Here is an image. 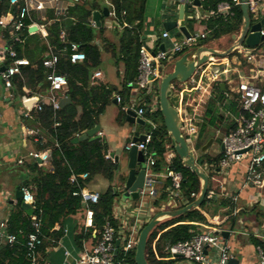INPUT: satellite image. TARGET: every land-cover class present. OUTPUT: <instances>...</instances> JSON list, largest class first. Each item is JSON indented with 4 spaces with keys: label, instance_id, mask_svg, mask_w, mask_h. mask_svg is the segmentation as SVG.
Wrapping results in <instances>:
<instances>
[{
    "label": "trees",
    "instance_id": "1",
    "mask_svg": "<svg viewBox=\"0 0 264 264\" xmlns=\"http://www.w3.org/2000/svg\"><path fill=\"white\" fill-rule=\"evenodd\" d=\"M66 1L71 2L72 5L63 14L56 16L53 10H46L44 14L42 23L46 27L50 52L46 50L45 55L37 60L30 59L27 65L20 67L22 76L15 75L12 78L11 93L14 99L23 96L21 89L29 82L36 87L48 89L49 85L46 82L48 70L42 66V61L54 54L58 57L55 71L63 75L67 81L66 89L61 97L69 101L62 107H58L57 110H54L50 103H41L39 110L31 109L24 119V124L28 128L38 130L35 149L37 152L49 151L51 169L44 170L37 159L21 166L26 178L16 189L25 188L29 191L33 197L34 208L31 207L30 211H26L22 207V200H15L14 207L4 223L5 233L14 235L16 240L12 244L0 240V264H31L24 245L27 235L32 231L33 217L39 220L42 235V244L37 248L39 256L37 264H43L40 257L45 258L46 249L54 246L62 238L63 226L68 218L82 209L80 198L72 195L74 191H78V188L68 181L71 172L76 175L88 174L85 181L79 180L80 185L84 186L96 176H100L112 184L118 171V166L115 163L105 159L107 147L101 140H84L75 145L71 144V140L98 125L99 117L110 103L112 90L106 89L102 84L93 85L91 83L94 72L103 66V56H107L116 67L119 64L122 65L120 88L117 90L120 97L117 122H123L125 113L122 108L129 105L132 92L137 91L134 85L138 75L140 48L145 42V39L142 38L145 37L146 0H107V4L103 0ZM224 2L231 4V10L228 14L217 13L218 5ZM22 4V0H0V17L11 16L10 22H6L4 25V32L10 31L11 21L17 17ZM103 8H107L109 13H113V16L110 17L120 28L119 31L112 34L113 41L105 36L107 31L104 26L105 17H101L99 28L92 26L91 23L92 13L94 11L101 12ZM197 10L204 18L198 21L193 17L186 19V28L190 33H193V24L199 22L207 33L204 39L196 43L194 50L205 46L209 41L218 40L224 36H228L230 39L240 33L243 25L241 9L240 6H234L230 0H203ZM210 13L213 14L208 16ZM37 16L39 13L32 11L30 16L24 20L25 26L29 25L31 19ZM6 19L4 20L6 21ZM25 32L26 27L18 32L17 36L24 35ZM60 35H63L62 39H60ZM71 44L77 45L78 50L84 54L83 61L75 64L69 62ZM9 46L15 52L16 58H20L21 45L12 38ZM159 48L160 44L156 42L151 51L155 52ZM187 50L184 49L175 54L169 63L164 64V67L170 66L171 69L173 63ZM232 55L234 52L229 54V57ZM8 62L10 63L11 60L6 63ZM25 75L28 80L23 82L22 77ZM215 89L217 96L206 105L202 120L198 124L194 145L198 151L196 165L208 177L207 191L211 188L210 175L216 170L215 167L220 159L219 154L211 155L207 151L200 152L208 139H213V142L218 145L220 143V139L216 136V132H220L219 129L213 132V136L209 134V129L223 125L225 134H228L237 127L232 117L238 111L237 103L229 100L230 102L224 105L225 96L220 85H215ZM138 93L139 102L146 111L144 118L149 121L145 126L138 127L145 129L146 133L151 136L150 142L147 144L148 152L154 153L155 163L151 167V171L153 173L163 172L165 167L169 166L173 171L179 173L182 177L180 195L190 204L194 200L190 195L198 194L200 182L197 176L186 168L174 153L171 139L163 125L158 104L152 113L147 112L153 97H158L157 89L141 90ZM225 112H228L229 115H226ZM169 153L173 154V158L167 163L166 156ZM205 162L213 168H208L209 166L204 168ZM123 181V177L119 178L120 185ZM157 184L160 185L159 192L153 198H149L150 206L155 213L160 212L169 199L167 191L169 181L158 180ZM115 188V185H110L106 191L99 193L97 204L90 206L93 211L92 226L86 231L81 229L75 236L77 248H81L82 241H89L91 246L95 245L106 222L115 230L118 229V221L112 214L114 201L119 194ZM216 199L218 200L217 208L221 207L224 210L221 215L225 219L221 225L228 224L230 228L234 227L238 216L245 210H241L237 216L232 217L230 216L231 211L235 206L227 199ZM214 200L205 198L197 209L159 222L148 234L146 240V262L148 264L182 262L181 259L165 260L167 255L165 248L174 243L186 241L203 230V227L211 226L209 220L213 219L207 215L205 209L207 204ZM134 202L137 204L138 200L136 199ZM165 208L171 209L170 206ZM180 208L183 206L178 205L177 209ZM249 212L254 216L255 226L264 231V201L263 205L252 206ZM213 215H217V212ZM249 243L254 248L260 247L264 250V243L257 236H250ZM123 246L124 242L120 241L115 261L121 260ZM134 252L135 248L126 254L125 264H135ZM155 253L160 260L155 258Z\"/></svg>",
    "mask_w": 264,
    "mask_h": 264
},
{
    "label": "built area",
    "instance_id": "2",
    "mask_svg": "<svg viewBox=\"0 0 264 264\" xmlns=\"http://www.w3.org/2000/svg\"><path fill=\"white\" fill-rule=\"evenodd\" d=\"M195 0H180L181 4L187 6L192 11L197 12V6L194 4ZM200 3L203 0H198ZM234 6H240V0H230ZM48 0H24L22 6L19 8L17 17L11 21L10 32L15 41L19 40L17 33L25 28L24 20L30 16L32 11L42 12L46 9ZM247 12L250 18H256L259 10L263 9L264 18V0H246ZM231 10V4L228 2L218 5L217 13L228 14ZM213 14V13H211ZM113 16V13H109ZM195 20L204 18L200 13H194ZM3 25V19L0 18V26ZM260 37H264V23L258 31ZM204 33H191L189 38H183L181 41H171L169 48L165 46L163 49H158L155 52L148 50L145 45L140 48L139 62H138V75L135 82V88L139 97L141 90H155V85L162 77L164 64L169 63L172 57L184 49L194 47L198 39L205 38ZM161 37L169 39L168 33L163 32ZM237 39V38H236ZM264 40L260 41L255 47H246L244 45L235 46L231 53H237L243 56L246 64L251 68L250 76L240 77L236 85L237 98L235 102L238 105L237 115L234 120L237 124L235 130L220 137L219 150L216 154L220 155L217 166L211 181L214 182L210 190L206 192L205 198L207 200H214L216 198L227 199L235 207L231 211L232 217L238 215L241 209L238 208L240 201V194L253 190L256 193L264 191ZM230 53V54H231ZM193 52L190 58L193 59ZM229 56V55H228ZM227 58V56L225 57ZM11 60V64L4 69L1 73L3 85L6 88H11L12 78L20 74V67L27 65V61L16 58L15 52L8 47L0 60ZM85 59L82 52L78 50L75 44L70 45L69 62L72 64L81 62ZM58 57L51 54L49 57L42 61V66L48 70L46 75V82L50 92H60L66 89V78L56 73L55 67ZM225 59H218L215 57H208L206 63L195 71V73L184 83L172 84V90L178 95L177 113L180 121V133L184 138L188 148L194 152L191 147L197 138L198 124L202 120L206 105L215 93L214 84L218 83L219 78L229 72L227 68H221ZM100 76L99 72H95L93 78ZM197 77V78H196ZM131 86V85H129ZM229 89V88H228ZM230 91V90H228ZM154 93V92H153ZM225 99H230L229 93L224 92ZM138 99V98H137ZM115 100L120 103V97L116 96ZM231 100V99H230ZM136 98L133 96L129 100V106L124 107L123 111L129 109L136 113V116L145 120L144 114L146 111L139 107L134 110ZM48 102L52 105L54 110L58 109V100L55 96H50ZM36 108L39 110L40 105ZM157 108V98L153 97L149 105L148 113H152ZM185 124V126H184ZM184 130V131H183ZM219 132H216V135ZM31 134H35L31 131ZM184 134L189 137L186 139ZM97 135L101 136L100 133ZM145 139L143 142L133 143L129 141L124 146V150L128 151L132 146L143 154L144 158V181L142 188L139 190V199L153 198L156 195L154 184L158 180H168L169 187L167 188L169 199L168 204L171 205V210L177 209L178 205L185 207L188 205L186 199L180 195V187L182 177L179 173L173 171L169 166H166L163 172L153 173L151 167L154 166V153L148 152L147 144L150 142V134H144ZM37 139H35L36 141ZM222 148V149H221ZM195 154V152H194ZM31 159L40 157L38 153L31 152L27 155ZM196 157V154H195ZM173 158V154L169 153L166 156L167 163ZM106 160L113 161L108 154L105 155ZM22 160L18 161L21 164ZM209 166V167H208ZM234 166H239L243 169V176L239 186L234 193L226 192L224 187V178ZM213 168L206 164L204 168ZM148 170V171H147ZM202 170V169H201ZM219 174H223V179H219ZM88 177L87 173L74 174L71 172L68 181L71 185L78 188V191L72 193L73 196L79 197L81 205L85 213V227L92 226L93 211L90 209L91 205L97 204L99 201V194L91 192L81 186L79 180L85 181ZM218 184L219 186H217ZM22 191V202L28 203L33 207V197L25 188ZM198 194L192 193L190 197L195 199ZM137 211V212H136ZM135 216L139 217L138 210L136 209ZM223 220L215 224L209 223L211 226L203 227V230L194 234L190 239L182 242H177L165 248V260L181 259L182 261L189 262L190 264H229L230 261H235L231 248L228 244V239H224L215 232L218 229L214 227L220 226ZM32 231L27 235L25 241V249L27 258L31 264H37L38 253L37 248L42 244V235L40 232V222L35 217L32 218ZM143 226V225H142ZM131 226L128 231L125 223L120 224L118 229L115 230L108 222L105 223L98 242L88 248H84L78 253L74 259V264H125L126 254L135 248L138 237V232L142 228ZM220 231V230H219ZM117 236V237H116ZM0 240L8 244H12L16 239L14 235L5 233V223H0ZM124 242L123 255L121 260L115 261L116 255H113L116 243ZM256 261L254 264H264V250L260 247L255 248ZM117 254V253H116ZM66 258L70 257L69 252L64 253ZM155 258L159 259L155 253Z\"/></svg>",
    "mask_w": 264,
    "mask_h": 264
},
{
    "label": "crops",
    "instance_id": "3",
    "mask_svg": "<svg viewBox=\"0 0 264 264\" xmlns=\"http://www.w3.org/2000/svg\"><path fill=\"white\" fill-rule=\"evenodd\" d=\"M48 1L49 3L47 4L46 9L40 12L39 16L31 19L30 24L26 26L25 34L18 36L19 40L17 42L21 45V57L19 58L21 60H25L27 62L33 58L37 60L45 55L46 50L50 52L51 48L46 38V27L42 23L44 20V14L46 10H53L55 15L59 16L72 5L71 2L66 0ZM103 1L107 4V0ZM22 2H24V0H22ZM180 5H182L180 0H146L144 12V16L146 18L144 45L148 49L151 50L156 42H159L160 45L164 44L166 48H169L171 45V41L178 42L183 39L182 34L178 31L177 28H174L171 31H166L163 27V23L168 21L176 22L177 27H186V19L193 17L194 13L199 14L198 11H192L190 8L185 6L183 18L180 20L178 17ZM211 15V13L208 14V16ZM0 18H7L6 21L3 19V25L0 26L1 57L6 49L10 47V39L14 37L10 31L4 32V25H6V22H10L11 16L6 15ZM261 19H263L262 7L259 10L258 16L256 18L249 17V20L253 24L259 22ZM91 23L92 26L96 27L92 21ZM104 26L107 29L105 36L113 41L114 38L112 34L115 31H119L120 28L117 27V24L111 19L110 15L108 17H105ZM163 32L168 33L169 39H163L161 37ZM192 32L204 33L205 35L207 33L204 26L199 22L193 24ZM239 35L240 33L235 36V39L238 38ZM232 37H230L231 41L225 49H218L215 44L216 41H220L221 39H223V37L218 40L209 41L203 47H207L218 52H223L233 45L234 40ZM62 38L63 35H60V39ZM95 42L97 43V41ZM194 47L189 48L186 53L190 52L191 54L196 50H194ZM218 59H225L224 64L221 65V68H227L229 72L225 75V77L222 76L219 78L218 83L214 84V89L215 85L219 84L221 86V84H223L224 87L223 89H221L222 93L224 94V92H228L231 99V93L228 91V88L234 84V81H239L240 77H249L251 74V67L248 64H245L243 56L237 53H234V55H232L231 57L227 56V58L224 57ZM8 60L9 59L0 60V70L5 69L11 64V62L6 63ZM102 60V68L95 71L99 72L100 76L97 78H92L91 83L93 85L102 84L106 89L112 90V97L109 105L106 107L103 114L99 117L98 126L100 127V129L98 133H100L101 136H97L99 140L105 143L107 147L106 154L113 158L112 162L118 166V171L112 184H110L102 177L96 176L89 182H87L84 186L87 190L99 194L106 191L110 185H115V189L119 194L114 201L112 214L113 217L118 221V225L125 223V226L127 228L126 231H128L131 226L140 228L143 224H146L155 214L154 210H152L150 206L149 198H137V204H135L134 202L136 201L135 199L130 198V196L128 195V191L124 188L127 171L123 172L120 168L121 161H124V163L127 164L126 151L124 150L125 144H127L133 138L147 133L144 129H139V127L135 124H128L125 120L126 114L122 123L117 122L120 106L119 103L116 102L115 97L119 95L117 93V90H119L120 88V75L122 74V65L119 64L118 67H116L112 64V61L109 60L107 56H103ZM2 72L3 71L0 72V223L5 222L10 211L13 209L16 200L15 192L18 191L16 187L26 178L25 173L21 170V166L33 160L27 155L31 152L38 153L40 157L37 158V161L40 160V162L38 163L41 164V167L47 171L51 169L49 151L37 152L35 149V139L38 138V130H32L28 128L24 124V119L26 118L30 110L35 109L37 105H40L41 103L49 104L48 98H50V96H55L58 100V103L61 100L66 99L61 97L65 89L60 92H50L49 89L45 90L40 87H36L30 82L28 85H24L22 87L21 90L23 96L14 99L11 93L12 86L11 88H6L3 85L1 79ZM165 72L166 71L164 67L162 74H165ZM18 75L22 76V74ZM22 80L23 82H26L28 80L27 75H25V77H22ZM158 85L159 82L156 83L155 89H158ZM136 94L137 91L132 92L131 96H134L136 98L135 106L133 108L134 110L142 107L139 102L140 97H138V95ZM216 96L217 91L215 89V93L211 99ZM230 99L227 97V99L223 101V104L225 105L226 103H229ZM123 112L125 113V111ZM237 112L234 114V116H231L234 118L237 115ZM225 114L229 115L228 112H225ZM31 131L35 134L32 135ZM218 150L219 147L217 149V152ZM19 160H22L21 164H18ZM242 176L243 169L239 166H234L224 178V187L226 189V192H228L229 194L236 192V189L242 180ZM121 177L124 178L122 185H120L119 182V178ZM153 187L156 193L159 192V184L156 183ZM240 201H247V203L249 201L250 203L251 201H257L259 203V206L263 205L264 191H262L261 193L259 192L258 195V193L253 190H247L240 194ZM166 206L171 207V205L167 202V204L164 205L160 211L171 210L166 209ZM81 208L82 209L80 211L68 218V220L65 222L63 226L64 231L62 238H60V240L54 246L46 249L45 258L42 259V257H40V260L43 261V264H74V259L77 257L78 253L83 250V247L88 248L91 246V243L89 241H82L81 248H77V246L75 245L74 239L78 232L81 229H83L84 231L89 229L85 227V213L82 205ZM136 209L139 213L138 218H136L135 216ZM240 209L245 210V208L243 209L242 207H240ZM246 213L247 211L242 214V219L237 218V223L232 228H230L228 224H220V226L214 227L215 229H218L220 231L229 232L230 235L228 238V244L234 256L236 257V260L238 262L237 264H254V262L256 261L255 248L249 243L250 236H257L264 243V231L262 229H258L255 224H253V226H251V228L249 229V224L244 220V216H246ZM210 222L211 224H215L220 221L210 220ZM65 252H69V258L65 257Z\"/></svg>",
    "mask_w": 264,
    "mask_h": 264
},
{
    "label": "water",
    "instance_id": "4",
    "mask_svg": "<svg viewBox=\"0 0 264 264\" xmlns=\"http://www.w3.org/2000/svg\"><path fill=\"white\" fill-rule=\"evenodd\" d=\"M241 5V13L243 19V25L240 31V35L237 39L233 36L234 43L233 45L223 52H218L212 50L207 47H200L193 52V59L190 58V53L183 54L178 60H176L171 69L162 75L159 85H158V97L157 104L160 111V114L163 118V125L168 133L171 142L173 151L176 156L180 159L182 164L188 168L192 173H194L199 182L200 188L198 192V196L191 202L180 209L174 210H162L160 212L155 213L151 219L143 226L138 234L137 241L135 244V252H134V263L135 264H148L145 259V248H146V240L148 234L151 230L159 224V222L177 217L182 215L192 209H197L203 202L206 196L207 187H208V177L206 173L201 170L196 165V157L192 150H190L184 141L180 133V121L178 118L177 107H178V95L175 94L172 90V84L174 83H184L186 82L197 69L203 66L208 57H216V58H224L228 56L235 46L244 45L246 47H255L258 45L260 41L264 40V37H260L258 31L264 23V18L259 22L252 23L249 20V15L247 12L246 0H240ZM194 4L199 7L200 2L198 0L194 1ZM184 15V6L180 5L178 11V17L181 20ZM108 17L109 12L107 8H103L101 12L94 11L92 13L91 21L95 24L97 28L100 27V18ZM163 27L166 31H171L174 28H177L178 31L182 34L183 38H189L191 33L185 26L177 27L176 22H164ZM34 29V28H33ZM32 31V30H30ZM144 39V37L142 38ZM144 45V43H143ZM164 44L160 45L159 49H163ZM148 49V48H147ZM149 50V49H148ZM4 71V69L0 70ZM221 89H223L224 85L221 84ZM151 90V87L148 91ZM68 99H63L58 103V107H62L65 103H67ZM126 117L125 120L128 124H135L137 126H145L146 121L137 117L136 113L129 109L125 112ZM100 127L98 125L94 126L91 130H88L84 134L80 136H76L71 140V144H77L84 140L95 141L98 139L97 133L99 132ZM145 139L144 134L135 137L132 139L133 143L143 142ZM213 139H208V141L203 145L200 152L204 153L208 150V148L212 145ZM222 149V148H221ZM127 156V177L124 184V188L128 191V195L132 199H137L139 196V190L142 188L144 181V158L142 152L138 151L135 146H132L130 150L126 151ZM40 162V160H38ZM22 198V191L18 190L15 192V199ZM22 207L26 211H30L31 206L28 203L22 202ZM216 235L222 236L224 239L229 238V232L227 231H219L215 232ZM118 243H116V247L113 255L117 253ZM237 260L230 261L229 264H237ZM177 264H190L189 262L182 261Z\"/></svg>",
    "mask_w": 264,
    "mask_h": 264
},
{
    "label": "rangeland",
    "instance_id": "5",
    "mask_svg": "<svg viewBox=\"0 0 264 264\" xmlns=\"http://www.w3.org/2000/svg\"><path fill=\"white\" fill-rule=\"evenodd\" d=\"M193 33H195V32H193ZM199 41H200V39H198L197 42H199ZM229 43H230V39H229L228 36H224L223 39H221L220 41H216L215 42L216 47L218 49H221V50L222 49H225L228 46ZM261 49H264V45L263 46L261 45ZM244 63L246 64V61H244ZM169 69H170V66H166L165 71L168 72ZM237 82H238V80L234 81V84L229 87V90H230L229 92L231 93V99L234 102H235V98H237V93H236V85H237ZM184 126H185V124H184ZM217 126H218L217 128L214 127L212 129H209V134L213 136V132L218 131L216 129H219L220 132L216 136H217L218 139H220L221 136L225 135V130H223L225 128L223 127V125L220 126V127H219V125H217ZM184 136H185L186 139H189V137L186 136L185 134H184ZM194 140L196 141V138H194ZM193 143L194 144L191 145V147L194 149V152L196 154V160H197L198 159L197 158L198 157V151L194 148L195 142H193ZM217 149H218V143L213 142V144L208 148L207 153L208 154H211V155L216 154ZM124 154H123V156H124ZM206 164H207V162L204 163V165H206ZM204 165H203V167H204ZM120 168H121V171H123V172L127 171V164H125L124 161H121ZM212 176H213V174L210 175V178ZM218 177H219V179H223L224 176H223V174H219ZM213 184H214V182L211 181L210 186H213ZM216 185L219 186L218 184H216ZM217 202H218V200L216 199V200L212 201L211 203L207 204V207H206L205 211L207 212V215L208 216H211V218L213 219L211 221H214V220H216V221H222L223 220L224 221L225 217H223L221 215V213L224 210L221 207H218L217 208V206H216L217 205L216 204ZM247 204H248V206H247ZM254 205H259V203L257 201H251V203H250V201L248 203H247V201H239V203L237 205L239 209H240V207H242L243 209L245 208V211H247L246 216H244V220H245L246 223L249 224L248 225V228L249 229L251 228V226H253V224H255V221L253 219L254 216H253V214H251L249 212V210L251 209V207L254 206ZM216 212H217V215L214 216L213 214L216 213ZM242 214L243 213H241L238 216L239 219L240 218L242 219Z\"/></svg>",
    "mask_w": 264,
    "mask_h": 264
}]
</instances>
